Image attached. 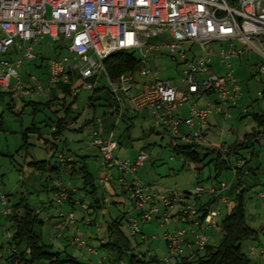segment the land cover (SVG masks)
Segmentation results:
<instances>
[{
    "label": "built area",
    "instance_id": "obj_1",
    "mask_svg": "<svg viewBox=\"0 0 264 264\" xmlns=\"http://www.w3.org/2000/svg\"><path fill=\"white\" fill-rule=\"evenodd\" d=\"M263 6L264 0H0V92L8 91L20 100L65 84L69 75L75 74L80 88L92 93L103 81L110 95L104 114L113 127L126 111L149 110L172 140L186 145H207L222 152L220 144L209 140L207 117L212 113L228 116V110L235 108L242 98V87L233 67V62L242 55H253L257 59V75L264 76ZM44 36L67 54L49 59L45 89L33 77L29 79L31 85L22 86L19 76L22 61L34 59V48ZM211 43L218 44L212 47ZM117 51L134 54L139 67L134 74L124 73L111 81L103 60ZM153 53L177 58L181 70L176 84L162 79L156 69L147 65V58ZM216 65L222 68L221 73L216 71ZM200 75L202 79L198 80ZM80 88L73 89L72 94ZM204 95L209 98L200 106L197 100ZM257 95L264 104V90L257 91ZM184 105L185 116L180 112ZM95 122L101 125V119ZM181 125L190 133L179 134ZM114 135V128H108L102 135L99 127L87 136V144L97 150L101 168H114L129 177L125 180L118 175L116 181L133 205V210H126L129 213L126 225L129 235L134 237L139 234L140 223L168 221V209L184 198L175 188L140 182L136 172L144 164L146 154L139 151L131 161L117 160L112 156L118 144ZM55 160L60 173L72 174L71 166L66 164L76 165L75 155L61 151ZM240 166L241 161L232 163L230 158L233 177ZM112 178L104 175L103 183ZM52 184L56 188L55 202L62 204L67 197L63 183L57 178ZM229 186L230 183L224 182L212 187L196 185L188 193L192 199L184 201L178 222L194 228L170 233L165 230L163 239L168 257L154 264H169L171 257L185 252L186 246L203 249L208 240L204 229L219 231L217 217L221 214L209 210L199 223L195 220V200L206 194L225 203L223 192ZM259 197L264 199V194ZM0 202V215H6L8 208L2 195ZM133 211L137 212V218L131 216ZM74 224L72 213L59 212L51 238L74 231ZM187 233L192 238L190 243L185 238ZM72 244L90 254L96 253L82 239L74 237ZM249 252L252 254V247Z\"/></svg>",
    "mask_w": 264,
    "mask_h": 264
},
{
    "label": "rangeland",
    "instance_id": "obj_2",
    "mask_svg": "<svg viewBox=\"0 0 264 264\" xmlns=\"http://www.w3.org/2000/svg\"><path fill=\"white\" fill-rule=\"evenodd\" d=\"M264 6L262 7V11ZM218 43H211L212 47H216ZM55 43H53L47 36H44L41 42L34 48V59L23 60L19 70V76L22 86L31 85L30 77L40 81L41 88L47 87L46 78L48 72V61L55 56H63L67 53L62 49L59 52L54 50ZM209 45V44H208ZM207 45V46H208ZM210 46V45H209ZM208 46V47H209ZM253 56V55H251ZM1 58V57H0ZM177 59V58H176ZM174 57H169L166 54H150L147 58V65L159 72L162 79H167L171 84L178 81L180 78V64H177ZM233 67L237 68V61L233 62ZM218 73L222 72V68L215 66ZM257 71L255 67L251 68V72ZM237 77L242 85H248V93L245 94V87L243 97L237 102L236 107L228 110V116L216 115V121L213 128V141L222 145L220 142L225 140L226 144H232L237 141V138H242L244 135H250L253 138L252 146L248 148H241L238 150L239 155L248 156L249 152H253L254 156L250 163L252 173L256 176V186L247 188L244 191V210L246 224L258 231V239L256 241H245L241 249L247 253L250 264H262L260 251H264V199L260 198V194H264V124L257 126L251 118V113L264 114V104L260 101L257 91L264 90L263 75H255V78L249 80L238 72ZM198 80L202 76H197ZM101 86L104 87L103 92L99 96L94 95L91 100L92 107H87V98L90 96V91L80 88L75 95L73 102L70 97H64L65 105H69L70 112L73 116L78 115L76 121L69 122L67 129L61 131L58 139L53 140L51 134L52 128L45 125L42 121L55 122L57 118L63 117L62 98L63 94L57 90L49 89L38 94L34 93L32 96H23L20 100L13 98V108L6 109L10 101L8 91H1L0 95V115L2 119V131H0V195L4 196L6 205L11 207L14 204H27L38 212V219L43 222L41 225V240L51 244L53 252H61V254L68 255L74 258L80 264H102L106 257H111L115 252L101 247L103 243L107 242L108 236L106 233L107 225L113 220L122 217L124 235L130 241V253L139 255L144 264H154L151 258L161 260L168 257L166 244L163 239V233L167 230L168 233L177 229L190 230L194 226L188 223L176 222L173 223L171 218L166 222L153 220L151 222L139 224V234L134 238L129 235L126 226V219L128 220L127 209L133 210V205L128 199L127 194H121L116 178L119 174L116 169H104L99 166L96 160L97 150L89 148L88 135L92 130V123L83 127L82 131H76L82 123L86 120H98L102 117L106 110V105L110 101L108 96L107 86L103 81H100ZM20 91V90H19ZM52 97L56 100L52 101ZM204 97L197 100L198 105H202ZM209 98V97H208ZM33 102L38 105H44L47 101H51L49 109L44 106H39L41 109L33 110L31 106L24 105V103ZM186 109V105L182 109ZM180 109V110H182ZM236 109V111H235ZM243 109L248 111L245 116ZM94 110V115L93 111ZM232 110V111H231ZM232 112V113H230ZM214 115V114H212ZM210 119V118H209ZM34 123L40 127L39 138L35 135H29L26 140V145L22 140V133ZM195 126L193 127V130ZM212 129V128H211ZM222 132V135H221ZM180 133H190L186 126L179 127ZM114 136L116 141H120L115 149H113L112 156L120 161H130L135 157V154L142 151L147 158L143 167H139L136 172V178L140 182H153L158 188H175L180 194L185 195V202L192 199L190 194L197 185L206 187L208 185L217 184L218 182L230 183L233 179L230 168L222 170L219 174L215 173L213 162H210L212 155H208L204 161L193 163L187 161L182 155L176 154L170 147V144L183 145L179 141H171L169 133L157 121L149 110L139 112H128L125 116L114 126ZM231 134V138L226 136ZM52 142L56 144L55 150L45 148L43 142ZM224 146V145H222ZM201 156L204 150L197 149ZM66 151L68 154L77 157L86 156L84 159L85 165L93 175V183L96 187V196L103 200L104 203L96 209L82 210L88 205L90 197H83L82 190H78L73 196L75 204L68 205L63 203L61 206L55 203L53 192L50 191L52 179L45 180L46 175L43 172H37L28 166L29 162L34 161H54L57 152ZM238 156L234 154L231 156V162ZM66 166H72L67 163ZM217 174V175H216ZM112 176V180L107 184L102 180V177ZM125 180H128L127 175H122ZM216 176V178H214ZM59 179L61 183L73 191L81 187L79 177H70L60 173ZM113 192V193H112ZM208 195H202V201H206ZM107 201H105V200ZM80 200L82 203H79ZM200 200H195V205L200 204ZM233 203L230 202L227 206L221 204L219 201L212 202L210 209L217 210L221 215L227 213ZM21 208V207H20ZM19 206L18 212L21 211ZM2 209L0 202V210ZM178 206L171 207L169 213L172 214L177 211ZM71 212L75 221V230L66 231L53 240L49 238L53 235L54 222L58 220L59 212ZM131 216L137 218L135 211ZM220 217H217L219 221ZM163 224L160 226V224ZM214 229L205 228L203 233L209 237ZM12 232L11 224L6 220L5 215H0V243L3 248L0 250L1 260L0 264H10L6 257L9 255L8 249L5 248L7 242V233ZM79 238L85 241L89 248H92L96 253L90 254L85 248L72 244V238ZM145 237L146 239H142ZM191 235L187 233L186 239ZM215 242V241H214ZM211 242V245H215ZM249 247H253L254 252L250 254ZM173 258L171 257V260ZM43 264V263H37Z\"/></svg>",
    "mask_w": 264,
    "mask_h": 264
},
{
    "label": "trees",
    "instance_id": "obj_3",
    "mask_svg": "<svg viewBox=\"0 0 264 264\" xmlns=\"http://www.w3.org/2000/svg\"><path fill=\"white\" fill-rule=\"evenodd\" d=\"M54 50L55 51L57 50L59 52L61 49L55 45ZM55 57H59V56L57 55ZM237 63H238V67L236 68L235 71L236 75H238L237 73L238 71L242 74V76H245L249 80L255 78V75H257V71L251 72L252 67H255L257 70V59L255 57L245 53L237 60ZM138 64L139 63L135 58L134 54L128 52H122V51L113 52L103 60V66L105 72L107 73L111 81H115L119 75L124 73L134 74L137 71V68L139 67ZM238 81L241 84L243 95H244L243 87H245V94L247 95L248 85L246 84L243 86L239 78ZM75 88H80V81L78 80L75 74H70L68 81L65 84H57L50 88L51 91L53 89H57L63 94V98L61 101H62V109L64 111L63 117L57 118L55 122L52 121L50 122V120L42 121L45 124L43 125V127L49 126L52 128L53 132L51 136L53 140L58 139L59 135L61 134V131L68 128V125L70 124L69 122L76 121V119L78 118V115L73 116L71 114L69 105H65L64 103L65 96L70 97L72 99L71 102L74 101L75 95L77 93L72 94V90ZM103 90L104 87H99L90 94V96L87 98V107L90 106L94 109L93 105H91V100L94 98L95 94L97 95ZM1 94L2 93L0 92V95ZM7 95L10 97V101L12 103H8L6 105V109H12L14 106L13 100L11 98L12 94L7 93ZM52 98H53L52 101L56 100L55 97ZM25 104L31 106L33 110H39L41 109L42 106L49 109L50 106L52 105L51 101H47L44 105L42 104V106L38 105V103H33L28 101ZM92 111L94 115V110ZM244 114L246 116L249 113L247 110H245ZM105 118H106L105 114L103 113L102 117L100 118L101 119L100 126L96 124L93 118L90 120H86L84 123H82V125L79 128L76 129V131L78 132L82 131L83 127L87 126L90 123H92L93 126L95 127L93 130L98 129L99 127L101 130H103L105 129V127L102 126ZM251 118L256 123L257 126H261L264 124V114L262 113L253 112L251 113ZM1 125H2V119L0 115V131H2ZM29 125L30 126H28L22 133V140L25 145L27 144L26 140L29 137V135H35L37 138L40 137L39 131L41 128L36 126V124L34 123H31ZM108 128H114L113 122L109 123ZM171 141L174 140L171 139ZM118 142L120 143V141ZM252 143H253V138L251 139L250 135L247 134L242 137L241 141L238 142L235 141L227 147L221 145L223 147V151L220 152L217 149L211 148V146L209 147L207 145H196V144L179 145L176 143L172 144L171 142L170 147L176 154L182 155V158L184 157L185 159H187V161H191L193 163L202 162L208 155H212L213 158H211L210 162H213L216 170L215 173L217 174H219L222 170H226L229 168V160L231 156L234 154L238 155L234 158V161H241V166L238 167L237 172L233 177V179L231 180L229 186L232 191V197L230 201L233 203V206L230 208L229 211H227V213L221 215L219 221H217L219 225V231L217 230L215 231L219 232L220 235L215 240L214 242L215 245H211L210 243H208L207 240L206 245L201 250L189 248L186 246L185 252L183 254L173 256L172 260L170 258L169 264H250V259L247 256L248 254L242 251L241 246L243 243H245V241H256L258 239V231L246 224L243 200H244V191L247 188L256 186L257 182L255 181L256 176L252 173V169L250 167L252 157L254 156L253 152H249L248 156H244V155H239L238 150L241 148H248L249 146H252ZM43 144L45 148L49 150L56 149L55 143L47 142L44 140ZM196 148L204 150L203 156H201L200 153L197 152ZM85 157L86 156H82L79 158L76 156V165L71 166L70 169L72 174L69 175L70 177L73 176L79 177L81 181V187L77 189H73V191H71L66 187V185L63 184V187L67 192V197L62 202V204L63 203H67L68 205L75 204L72 196L78 190H82L83 192H85L83 194V197L89 196L90 201L88 202V205L85 207H83L81 204V209L82 210L85 209L87 210V208L96 209L99 208L104 203V201L96 196V192H95L96 187L93 183V175L85 165L84 162ZM55 163L56 160L52 162L42 160V161L29 162L28 166L34 171L43 172L47 178L45 180L52 179L53 182L55 179L59 178L60 175V168L57 167ZM72 164H74V162H72L71 165ZM214 178H216V176ZM55 190L56 188L52 184L50 187V191H52L54 194ZM120 193L126 194L125 191H120ZM184 196L185 195L181 196V198L186 199V197ZM209 197L210 199L209 201H206V203L204 204L201 203L198 206L195 205L196 206L195 220H197L199 223H202L204 215H206V213L209 210H211L209 208L210 204L212 202L214 203L218 201L216 198H213L211 196ZM184 199L182 201L173 203L171 207L175 205L178 206L177 211H175L174 213L170 214L169 211L171 208L168 209V219L171 217L172 218L175 217L176 221L177 222L179 221L178 216H180L181 208L185 203ZM79 203H82V201L80 200ZM62 204H57V205L61 206ZM18 206L19 208L21 207L20 212H18L17 210ZM7 208H8V213L5 215V217L12 227V232L7 233L8 236L5 245V248L8 249L9 251V255L6 257L7 262H9L10 264H37V263L80 264L77 263V261L74 258L68 255L61 254V252H53L51 250L52 247L51 244L47 242H43L41 240V225L43 224V222L38 219V212L34 208H31L27 204L20 205V203L18 204L16 203L11 207L7 206ZM63 213L66 214L71 212H63ZM57 221L54 222V225L56 224ZM126 224H127V219H126ZM122 229H123L122 217L117 218L116 220H113L110 223H108L106 229L108 239L106 243H103V245H101V247H104L115 253L114 255L112 254L111 257L108 256L103 261H101L102 264H108V263L144 264L139 255L130 253V249H131L130 241L124 235V233H122L123 232ZM64 232H62V234ZM61 236L62 235H60L59 237ZM49 239L53 240L55 238L50 237ZM142 239L144 240L146 238L143 237ZM187 242L190 243L191 241H188L187 239ZM3 246L4 245L0 243V250L3 248ZM260 256L262 258L261 262H263L264 251L263 254H260ZM0 260H1V255H0ZM151 261L154 263L159 262V260H156L155 258H151Z\"/></svg>",
    "mask_w": 264,
    "mask_h": 264
},
{
    "label": "crops",
    "instance_id": "obj_4",
    "mask_svg": "<svg viewBox=\"0 0 264 264\" xmlns=\"http://www.w3.org/2000/svg\"><path fill=\"white\" fill-rule=\"evenodd\" d=\"M165 80H167V79H165ZM169 81V80H168ZM178 81H176V82H174V84H176ZM101 87H103V86H101ZM103 92V91H102ZM99 94H101V93H99ZM99 94H97V97L99 96ZM109 97H110V95H108ZM205 97H204V100H206L207 98H208V96H206V95H204ZM243 97V96H242ZM25 104V103H24ZM182 109V108H181ZM245 110L246 109H243V113L245 112ZM232 111V110H231ZM235 111H236V109H235ZM128 112H131V111H126L125 112V114L126 113H128ZM180 112H181V114L183 115V116H185L186 114H187V109H182V110H180ZM230 113H232V112H230ZM212 114H214V113H212ZM212 114H210L208 117H207V124H208V127H209V131H210V135H209V140L211 139H213V128H214V124H215V121H216V115L214 114V115H212ZM125 116V115H124ZM210 118V119H209ZM112 121H111V119H107V118H105L104 119V122H103V127H105V129H103V130H101V132H102V135H104L105 134V132L107 131V129H108V125H109V123H111ZM93 125V124H92ZM97 127V126H96ZM95 127L94 126H92V130L94 129ZM212 128V129H211ZM91 130V131H92ZM228 139H230L231 138V134H229V135H227L226 136ZM242 139V138H241ZM241 139L240 138H237V142L238 141H241ZM210 140V141H211ZM213 141V140H212ZM211 141V142H212ZM215 143V142H214ZM217 143V142H216ZM222 145H224L225 147H227V146H229V145H231V144H226L225 143V140L224 141H221L220 142ZM89 148H92V147H89ZM93 149H95V148H93ZM97 157V156H96ZM96 160H97V158H96ZM133 160V159H132ZM131 161V160H130ZM142 167H143V165H142ZM216 184H212V185H208V186H206V187H212V186H215ZM223 195H225V197H227V199H226V202L225 203H221V204H224V206H227L231 201V197H232V191H231V189H230V187L227 189V190H225L224 192H223ZM202 199V196H201V198L199 199L200 201V204L202 203V204H204V203H206V201H209V199H210V197L208 196V198H207V200L206 201H202L201 200ZM171 221H173V223H176L177 221H176V218L175 217H173V218H171ZM211 230H213V229H211ZM219 232H217V231H212L211 232V234H210V236L209 237H207L208 238V243H211V242H214L218 237H219ZM192 240V238L190 237L189 239H188V241H191ZM189 249V248H188Z\"/></svg>",
    "mask_w": 264,
    "mask_h": 264
}]
</instances>
